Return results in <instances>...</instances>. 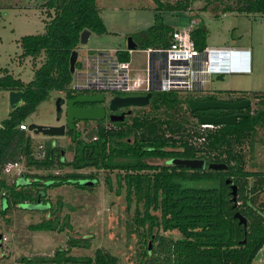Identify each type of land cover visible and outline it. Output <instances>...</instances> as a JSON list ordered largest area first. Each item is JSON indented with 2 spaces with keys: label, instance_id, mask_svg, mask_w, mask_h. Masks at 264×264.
<instances>
[{
  "label": "trees",
  "instance_id": "obj_1",
  "mask_svg": "<svg viewBox=\"0 0 264 264\" xmlns=\"http://www.w3.org/2000/svg\"><path fill=\"white\" fill-rule=\"evenodd\" d=\"M194 1L168 3L154 0V4L157 13L185 12ZM228 1L220 13L264 17V0ZM206 7L208 2L204 9ZM43 8L48 16L44 32L23 36L18 41L22 60L41 59L32 80L24 83L5 69L0 76V92L22 93L20 105L10 109L8 117L0 123V215L6 216L12 210L39 212L44 216L38 223L29 225L31 231L61 233L70 230L69 217L58 216L65 206L61 198L52 203L46 192L63 185L91 191L97 179L92 174L77 171L117 169L123 172L117 175L118 193L120 188H125L128 205L135 201L140 207L136 208L129 227L141 240L136 264H252L264 246V172L246 170L245 165L248 161L250 167L260 170L262 166L256 163V144L264 146V106L255 115L241 119L235 125L215 126L211 130L198 127L191 137L202 141L199 144L185 134L176 137L180 131L178 124H168L166 135L160 129L157 117L144 120L134 117L131 127L117 123L116 129L103 128L102 121H97L98 128L86 138L78 136L77 132L72 137V131H69L71 143L65 150L73 155L69 162L65 161L64 151L53 139L36 151L31 132L20 130L19 126L48 100L52 91L65 94L68 99L73 98L74 93L88 92L72 86L69 59L73 51L78 52L83 31L96 35L106 33L96 0H45ZM215 13V17L219 16ZM174 30L162 23L149 27L136 35L137 40L132 39L135 50L169 47ZM190 33L196 49L203 51L207 47V30L191 28ZM129 53L128 50H117L114 58L118 62H128ZM77 65L76 62L75 68ZM150 92L148 106L139 108L140 111L148 109L165 113L184 108L192 117L188 108L190 100L217 99L216 94L206 90L198 98L183 92ZM252 95L264 97V94ZM140 111L135 114H141ZM77 123L79 121H75V127ZM83 123L87 124V121ZM259 128L261 133H258ZM172 159H202L206 166L204 169H189L165 165ZM157 160L162 161V165L153 164ZM211 163L225 164L227 169H209ZM18 164H23L29 171L68 168L71 172L23 173L19 177L22 181L7 182L4 177L6 168ZM84 181H95V184H80ZM105 181L110 184L108 177ZM232 185L237 188L235 201L232 200ZM38 202L43 208L32 209L31 206ZM236 213L246 219V227L239 224L234 217ZM172 231H177L180 238L173 240L161 234ZM90 239L87 236L71 237L67 247L56 250L52 257H23L20 263L119 264L118 257L103 249H98L93 258L71 255L73 249H89Z\"/></svg>",
  "mask_w": 264,
  "mask_h": 264
},
{
  "label": "rangeland",
  "instance_id": "obj_2",
  "mask_svg": "<svg viewBox=\"0 0 264 264\" xmlns=\"http://www.w3.org/2000/svg\"><path fill=\"white\" fill-rule=\"evenodd\" d=\"M159 1L174 3L177 0ZM230 1L233 0L228 2ZM207 2L208 7L204 9ZM226 2L227 0H196L185 12L157 13L154 0H96V7L105 25L106 33L103 35L92 33L85 45H79L78 65L73 74L72 86L75 87L91 80L92 77L89 74L95 70L96 66H99L100 69L109 68V64L114 61L115 51L127 50L128 38L137 40L136 35L155 24L162 23L175 29L203 27L208 32V47L248 50L252 54V71L249 74L212 75L203 87L206 91L216 94L218 99H227L231 95L245 93L264 94V17L236 15L231 12L222 14L220 9ZM44 3L45 0H0V76L5 69L14 78L20 79L24 83L32 80L35 69L41 65V59L22 60L18 41L23 36L44 32L45 22L48 20L47 12L43 8ZM216 6L219 9L214 11L213 8ZM214 12L219 16L215 17ZM91 56L96 57L89 60ZM104 58L108 62H98ZM129 62L135 69V76L140 77L141 73L144 74L146 54L143 50L131 51ZM227 92L234 93L227 94ZM199 93L187 92L186 95L198 98L202 95ZM130 95H142V93H130ZM63 96L56 91L50 92L48 100L41 103L35 113L28 117L23 124L33 123L45 127L64 125L65 109L63 107V113L58 121L55 107L56 99L63 98ZM113 96V93L106 92V101H109ZM263 106L264 103L259 102L254 107L257 109ZM9 111L8 93L0 92V123L8 117ZM138 111H140L139 108H133V113L128 117L124 126L131 127L134 117H138L140 120L157 117L161 123L160 129L166 135H168V124H178L180 127L176 137L181 134L191 137L194 128H196L195 120L188 115L184 108L175 111L167 110L165 112L167 115L161 111L155 113L148 109L141 110V114L136 115L135 113ZM95 122L97 121H87V124L80 123L76 127L78 136L86 138L88 133L98 128ZM102 127L115 128L116 126L105 124ZM31 136L36 151L40 150L45 142L53 139L55 144L64 151L65 161L72 160V153L65 151L71 143V138L68 135L51 138L43 134L31 133ZM189 139L197 144L202 142L196 140L195 137ZM242 149L247 150L246 146H242ZM156 163H161V161L157 160ZM256 163L262 165L260 170L250 167L248 161H246L245 169L264 172V146L259 143L256 144ZM49 172L62 174L71 172V169L29 171L23 164H18L8 166L4 177L7 182L11 183L14 180L22 181V178L19 177L23 173L46 175ZM77 172L84 175L92 174L97 179L96 186L89 191L76 188L73 185H63L46 192L47 199L52 203L61 198L65 206L58 216L63 218L67 215L71 229L61 233L31 231L28 228L29 225L38 223L44 216L39 212L12 210L6 216L0 215V264H22L20 259L23 257H52L56 250L67 247L69 238L79 239L85 236L91 238V247L89 249H73L72 256L93 258L98 249H103L118 257L119 264H136L138 262L141 240L137 233L130 231L129 227L135 210L139 206L135 201L128 205L125 188H120L118 193L117 175L123 174V172L117 169L97 170L95 168H86ZM106 177L109 179V185L106 184ZM133 228L135 229L134 225ZM161 234L173 240L180 238L177 231L161 232ZM263 260L264 246L252 264H264Z\"/></svg>",
  "mask_w": 264,
  "mask_h": 264
},
{
  "label": "built area",
  "instance_id": "obj_3",
  "mask_svg": "<svg viewBox=\"0 0 264 264\" xmlns=\"http://www.w3.org/2000/svg\"><path fill=\"white\" fill-rule=\"evenodd\" d=\"M194 24V23H193ZM191 27L175 29L172 43L167 48L146 49L145 69L140 77L134 75L130 62H118L115 58L105 70L97 69L91 80L76 85L75 89L94 91L98 94L198 92L212 75L249 74L250 51L230 48L196 49L191 38ZM203 129L212 125H201ZM20 130L27 131L25 124Z\"/></svg>",
  "mask_w": 264,
  "mask_h": 264
},
{
  "label": "water",
  "instance_id": "obj_4",
  "mask_svg": "<svg viewBox=\"0 0 264 264\" xmlns=\"http://www.w3.org/2000/svg\"><path fill=\"white\" fill-rule=\"evenodd\" d=\"M90 36V32L85 30L80 35V44L85 45L88 41V38ZM135 43L133 42L132 38L127 39V45L126 48L128 51H134L135 50ZM78 54L76 51H73L70 59H69V70L71 74H74L75 71V64L77 62ZM152 94L151 92H148L146 95H138V96H129V97H121V96H113L109 101V110L110 111H116L118 109L123 108H144L148 106L150 102ZM22 93L21 92H9L8 93V105L10 109L17 108L21 101H22ZM106 101L104 94H96L91 96L86 95H80L76 97L75 99L69 100L65 102V100L61 97L56 99L55 107H56V116L57 120L59 121L61 118V115L63 113V106H66L65 115H66V123L68 130L72 131L73 137L75 136V121H100L104 119V110L103 108H88V109H79L75 108V104H83V103H101ZM188 108L191 113L198 112V111H207V110H231V109H238L240 106L238 104H227L220 101H205L200 102L196 100H190L188 102ZM127 114H130L128 112ZM125 114H121L119 116H112L110 117L111 121L120 122L124 120ZM236 117L231 116L227 118H213V117H199V122L201 125H212V126H223V125H232L235 123ZM28 131L33 134H43L45 136L49 137H59L64 136L65 133V126H56V127H45V126H39L36 124L31 123L28 126ZM170 163L177 167V168H189V169H204L206 166V162L202 159H193V160H181V159H173L170 161ZM209 169L212 170H226L227 165L225 164H216L211 163L208 165ZM85 186H93L95 184V181H84L82 182ZM236 193L237 188L236 186H231V194H232V200H236ZM32 209H42L43 207L38 202L35 205L31 206ZM236 219H238V222L243 227H246L247 222L246 219L239 213H236L234 215Z\"/></svg>",
  "mask_w": 264,
  "mask_h": 264
},
{
  "label": "flooded vegetation",
  "instance_id": "obj_5",
  "mask_svg": "<svg viewBox=\"0 0 264 264\" xmlns=\"http://www.w3.org/2000/svg\"><path fill=\"white\" fill-rule=\"evenodd\" d=\"M77 90H80V89H77ZM81 91V90H80ZM205 91V89H204ZM202 92L199 91L201 94L205 93V92ZM98 93H95L94 91H88L87 93H74L73 94V98H67L65 94H63V99L65 100V102L69 101V100H72V99H75L76 97L80 96V95H86V96H91V95H96ZM114 96H121V97H129V96H138V95H114ZM205 101H220V102H223V103H227V104H238L240 106V108L238 109H231V110H224V109H219V110H207V111H198V112H194V113H191L192 114V118L195 120V123H196V128L194 129H198V127H201V124L199 122V117L200 116H204V117H213V118H227V117H231V116H235L236 117V120H235V123L232 124V125H235L238 123V121H240L241 119H245L247 118L248 116H253L255 115V113L262 107L260 108H257L254 107L255 104L259 103V102H263L264 103V97H258L256 95H252V94H239V95H231L230 97H228L227 99H216V100H204V101H200V102H205ZM75 108H79V109H88V108H103L104 110V119L100 120L102 121V126L105 125V124H109V125H114L116 126L117 123H127L128 121V117H130V115L133 113V108H130V107H127V108H123V109H118L116 111H110L109 110V103L108 101H104V102H101V103H83V104H75L74 105ZM64 109L66 110V106H63ZM128 112H130V114H127ZM121 114H125V117H124V120L122 121H111L110 120V117L112 116H119ZM66 117V115H65ZM84 121H79V123H77L76 126H78L80 123H83ZM75 123V122H74ZM64 126H65V133L64 135H69V131L68 128H67V123H66V119H65V123H64ZM213 127L215 126H212V128H205V129H213ZM219 127V126H217ZM117 127L113 128V129H116ZM77 128H75V135H76V130ZM106 129H111V128H107ZM201 129H203L201 127ZM204 130V129H203ZM261 128H259L258 130V133H261ZM73 132H72V137H73ZM75 137V136H74ZM71 138V137H70ZM173 160V159H172ZM182 160V159H181ZM171 161V160H170ZM170 161H168L165 165H170V166H173ZM153 164L155 165H162V161L161 163H156V161L153 162ZM175 167V166H173ZM177 168V167H176Z\"/></svg>",
  "mask_w": 264,
  "mask_h": 264
},
{
  "label": "crops",
  "instance_id": "obj_6",
  "mask_svg": "<svg viewBox=\"0 0 264 264\" xmlns=\"http://www.w3.org/2000/svg\"><path fill=\"white\" fill-rule=\"evenodd\" d=\"M91 35V34H90ZM230 49H232V48H230ZM104 56H106V55H104ZM96 57V56H95ZM94 56H91L90 58H89V60L90 59H93V58H95ZM98 62H100V63H106V62H108V60L107 59H102V60H99ZM97 62V63H98ZM250 68H251V71H252V54L250 53ZM97 69H100L99 68V66H96V68H95V70L91 73V74H89V76L91 75V77H93V75L95 74V71L97 70ZM105 69H107V68H105ZM104 68H101L100 70H105ZM264 261V260H263Z\"/></svg>",
  "mask_w": 264,
  "mask_h": 264
}]
</instances>
